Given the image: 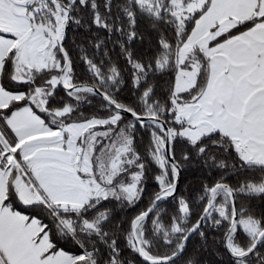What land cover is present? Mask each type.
<instances>
[{
    "label": "snow or ice",
    "instance_id": "1",
    "mask_svg": "<svg viewBox=\"0 0 264 264\" xmlns=\"http://www.w3.org/2000/svg\"><path fill=\"white\" fill-rule=\"evenodd\" d=\"M89 6L92 25L109 39L119 34L114 43L127 65L112 61L106 40H89L96 51L89 56L82 45L80 60L91 83L78 81L64 43L70 24L91 28L80 15ZM100 7L0 0V264H134L122 257L121 234L141 264H177L193 235L207 243L205 227L223 229L214 243L231 264H264V210L238 203L264 198V0H124L115 17L112 0L106 12ZM138 17L159 33L149 55L130 47L143 39ZM124 71L132 103L118 97ZM156 74H170L163 99L149 83ZM60 87L68 99L57 100ZM97 97L85 115L82 106ZM138 128L149 136L143 155ZM193 158L208 175L222 174L177 196ZM153 170L159 190L149 205L126 230L112 226L103 202L134 207ZM256 171L259 179L226 181ZM169 198L176 209L165 222L160 204ZM193 203L202 205L194 223Z\"/></svg>",
    "mask_w": 264,
    "mask_h": 264
},
{
    "label": "trees",
    "instance_id": "2",
    "mask_svg": "<svg viewBox=\"0 0 264 264\" xmlns=\"http://www.w3.org/2000/svg\"><path fill=\"white\" fill-rule=\"evenodd\" d=\"M104 2L105 0H97V3L101 6L100 11L102 13L106 12V9L103 7ZM112 2V16H122V13L119 11L117 6L122 4L124 0H112ZM80 15L86 24L92 25V13L90 6L88 8H82ZM126 23L127 21L125 20V24ZM150 23L151 21H149L147 18L138 17L137 31L142 34L143 39L141 40L137 38L130 44V47L137 54L149 55L150 49L157 43L159 33L150 27ZM166 34L169 36V38H171L170 32H166ZM118 35V33H114L109 39L108 33L104 29H98L95 25H92L90 29L83 26L76 27L74 24H70L68 26L66 40L64 43L73 59L75 73L79 82H92L89 73L86 71V65L80 60V47L83 45L86 49H88V55L91 56L93 52L96 51V49L92 48L88 41L92 40L94 43L96 37L106 40V50L108 51L112 61L118 63L122 70L127 67L125 60L120 55L119 44L114 43L117 40ZM125 43L128 42L125 40ZM104 51L105 48H101L99 50L100 55L96 57L97 60L101 58ZM122 74L124 84L121 85V90L118 93V97L125 103H132L135 100V96L133 95L135 90L131 82V75L128 71H124ZM169 79L170 74H156L152 79L149 80V83L153 84L155 87V93L157 97H160L161 99L166 97ZM5 84L10 87V90H17V87L14 83L9 85V82L5 81ZM19 90L26 91V88H20ZM61 97L68 99L63 89L60 87L57 90L56 98L59 100ZM53 103H55V101ZM100 103L101 100L99 97H97L93 100L92 106L85 104L82 106L81 111H83L85 115H90ZM148 140L149 136L147 131L145 129L138 128L136 134V147L142 155L146 151ZM154 174L155 170L148 173V178L144 185L145 191L143 193V198L134 207L125 206L120 208L116 206L115 201L103 202L104 207L113 209L112 226H114L115 223L122 222V227L126 230L130 219L149 205L152 194L159 190L153 179ZM221 174L222 173L219 171H213L211 175H208L207 171L203 169L200 162L193 158V163L189 164L187 168L181 173V182L177 189L176 195L179 196L180 194H184L185 196L191 197L200 189L202 182L207 181L208 183H214ZM260 175L261 174L259 171L245 173L240 177H237L236 175H230L226 177V181L233 186H236L239 180L246 178L259 179ZM238 203L241 205L250 206L255 210L257 215L260 214L261 210H264V198L255 197L250 201L247 199H241L238 201ZM160 208L166 210L168 215L164 216L163 219L165 222H167L168 216H170L176 209V203L171 198H169L167 201L160 204ZM201 210L202 205L198 206L196 203H193V212L191 217V221L193 223L195 222ZM204 230L208 236L207 243L201 241L199 234L193 235L187 242L186 249L181 258L177 260V264H186V261L189 259L196 261V264H231L230 257L226 253V250L223 248V246L221 244L214 243V238L220 237L223 233V229L216 231L214 229L205 227ZM118 243L122 252V257L124 259L132 260L134 261V264H141V259L138 257V255L133 253L127 247L123 238V234H121ZM64 247L69 251L77 250L76 246L72 245L71 243L65 244ZM160 250L164 251V249ZM262 251H264V249H262Z\"/></svg>",
    "mask_w": 264,
    "mask_h": 264
},
{
    "label": "water",
    "instance_id": "3",
    "mask_svg": "<svg viewBox=\"0 0 264 264\" xmlns=\"http://www.w3.org/2000/svg\"><path fill=\"white\" fill-rule=\"evenodd\" d=\"M67 29H68V27L66 28V34H67ZM62 88V87H61ZM180 182H181V178H180V180H179V182H178V187H179V185H180ZM140 258V257H139ZM141 259V258H140Z\"/></svg>",
    "mask_w": 264,
    "mask_h": 264
}]
</instances>
